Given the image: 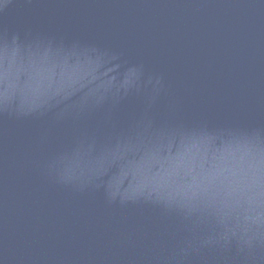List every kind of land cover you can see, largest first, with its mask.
I'll return each instance as SVG.
<instances>
[{"label": "water", "instance_id": "1", "mask_svg": "<svg viewBox=\"0 0 264 264\" xmlns=\"http://www.w3.org/2000/svg\"><path fill=\"white\" fill-rule=\"evenodd\" d=\"M0 264H264V0H0Z\"/></svg>", "mask_w": 264, "mask_h": 264}]
</instances>
